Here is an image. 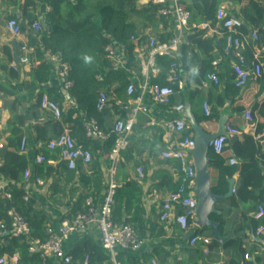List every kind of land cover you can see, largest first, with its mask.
Here are the masks:
<instances>
[{"label":"trees","instance_id":"16d2710c","mask_svg":"<svg viewBox=\"0 0 264 264\" xmlns=\"http://www.w3.org/2000/svg\"><path fill=\"white\" fill-rule=\"evenodd\" d=\"M90 1L76 0L75 4H73L70 0H45L40 9H44L45 5L51 7V11L46 14L45 29L40 37L33 35L29 31L26 41L27 47L33 48L31 60L35 62L30 69L29 87L31 89L35 90L38 86L47 84L51 79V68L49 63L44 60V50L59 54L62 60L71 67L70 79L73 82V86L70 89V93L75 99L77 107L63 110L60 120H54L52 123V134H49L45 125H36L34 127L36 140L43 142L40 154H42L44 160L40 164L34 163L31 170L34 178H39L44 182L53 178L51 183L55 185L62 178L67 185H77L75 190L79 189L78 187L83 189L73 204L71 215L78 210L84 209V204L88 197L98 199L103 193V170H107L110 166L108 155L113 146V138L105 142L88 139L85 136L84 120L94 118L103 131L109 132V130L104 128L105 119L109 116V108L105 107L102 110H98L97 100L99 92L103 90L111 98L115 96L123 100L127 99L125 89L129 82L130 73L124 70H114L110 67V62L104 57V46L108 42L107 35H110L125 47L128 56L127 68L133 69L135 68L134 44L130 42L131 36L138 35L140 27L143 26L151 27L155 33H157L159 26L164 29L170 27L169 21L158 15L160 6L152 2L144 4L139 3V0L100 1L99 3L101 4L98 8L94 12H89L87 8ZM191 1L200 2L194 4L201 6L205 21L215 20L216 0ZM230 1L240 2L241 0ZM23 6L25 9L32 8L35 10L37 2L36 0H23ZM29 16V23H32L35 15L31 12ZM9 18H15V16H10ZM263 23L264 8L258 2L250 0L248 7L243 12V32H246L250 26L258 27ZM160 39L166 40L163 36ZM222 44L223 39L216 41L215 37L207 36L204 30L193 29L189 31L186 34V41L182 44L180 50L179 60H181L183 70H188L191 62L198 63V74L203 76L211 61L216 57L213 53L214 49H217L218 53L221 52ZM252 50L253 47L251 45L244 51L246 62L249 65L253 62ZM199 52H202L205 58L200 59ZM13 59L12 55H10V60L12 61ZM174 61L175 59L173 58L158 57L157 66L161 68V72L158 76L151 78L150 83L168 85L169 83L165 79V72ZM97 75H102L103 80L98 81L96 79ZM173 88L178 92L177 85H174ZM239 93L240 88L235 86L234 81L228 80L225 84L224 98L233 104ZM43 95L62 106L63 97L59 92V86H49L46 89L39 90L37 93L38 106ZM192 97H194V94ZM192 97L188 98L189 102ZM224 98L221 97L216 105L224 106ZM111 102L114 106L113 100ZM173 102H175V97H171V104H174ZM216 105L209 115L205 117L197 115V122L201 123L202 121L217 118ZM262 106L264 108V101ZM236 110H241V107H236ZM13 117L15 120L8 123L11 134L4 151L0 174L17 184L24 182V171L28 167V157L19 151L22 138L21 126L24 124V119L16 115ZM263 128L264 122L257 124L255 132L259 133ZM65 129H68L70 136L79 146L91 150L92 160L87 166L78 161L74 169H68L66 163L60 160L59 149H48V142L51 140L50 135H60ZM258 146L252 136L243 135L242 141H232L230 146L232 150L231 156L225 157L223 155L225 148L219 155L215 154L212 149L209 150V167L217 171V177L213 180L211 179L213 182H211V187L214 194L225 195L227 193L228 179L232 178L235 173L240 176L235 193L229 199L230 209L236 208L239 203H252L256 208L255 213L257 204H262L264 207V160H259L258 158ZM128 151L129 149L122 152L123 161H120L115 173L117 188L113 198L112 219L117 223H129L136 231L140 241H144L147 238H160L164 235L163 226L158 225L156 222L147 224V213L142 203V185L130 176L128 165L133 162V158L128 155ZM101 156L105 157L103 162ZM232 157L239 161L238 165L229 164V159ZM137 164L134 162V168L137 167ZM162 173V180L157 186H159L158 188L164 186L168 191H171L173 188L172 179L166 171H162ZM56 176H58L57 179H55ZM9 188L11 201L0 200V220L8 221L6 211L13 205L28 223L30 229L29 237L45 241L48 238L47 230L50 226V217L44 210L35 206L33 199L24 200L26 195L24 188L16 185H11ZM210 219L219 224V235L226 236L227 221L224 220L223 214H212ZM246 223L239 226V230L244 231L247 226H250L254 234H256L257 228L264 226V216L261 219L250 217ZM203 230L211 231L210 237H212V228L210 227L195 229L193 234L203 236ZM211 239L208 250L220 246L216 239L213 237ZM5 241L7 245L0 247V256L5 253L9 256L17 253L19 257L17 264H42L38 254H30L28 252L26 238L14 237L5 239ZM222 248L233 251L231 264H238L240 258L245 259V256L250 254V251L247 252L244 247L242 238H230L222 245ZM128 251L118 253L115 258L116 262L119 264H138L140 259V264H147L152 257L148 252H143L138 257H133ZM71 255L75 259L87 255L89 264H113L110 260L111 257L104 252L101 246L86 238L81 239L76 244ZM255 261L259 263L260 258L256 257ZM177 264L191 263L190 261H180ZM192 264H197V262Z\"/></svg>","mask_w":264,"mask_h":264},{"label":"built area","instance_id":"2783aa9c","mask_svg":"<svg viewBox=\"0 0 264 264\" xmlns=\"http://www.w3.org/2000/svg\"><path fill=\"white\" fill-rule=\"evenodd\" d=\"M141 3L159 5L158 15L169 21L168 29L161 28L157 33L149 32L131 36L130 42L134 44L133 57L135 68H127L128 56L125 47L117 42L110 35H107L108 42L104 46V57L110 62V67L114 70H124L129 72V82L126 85V101L113 96L114 106L120 110L115 115L113 125L109 132L103 131L97 120L90 118L84 120L85 136L91 140L101 142L113 138V146L108 155L110 166L105 189L100 200L88 197L83 210H78L69 219L60 221L59 231L54 232L48 227V238L45 241L30 238L29 225L15 206L11 205L6 215L8 221L0 220V240L11 238H26L28 242V252L38 254L42 264H48L50 257L57 259L60 264H89V257L75 259L66 253L62 248L63 241L71 233L82 231L89 226H95L99 235L101 248L110 256H114L117 249L139 251L142 241L139 240L136 231L129 223H117L112 219L113 198L117 188L115 173L117 163L121 153L129 147V139L133 129L139 123L141 114L148 112V105L145 100L151 101L152 105L170 106L176 113L174 118L167 119L164 124V148L160 151V156L175 163L174 177L176 187L170 191L161 204L160 220H171L182 231H188L191 225H195L197 219V197H196V165L191 150L194 147V132L190 123L183 116L185 104L183 102L171 104V97L177 91L173 88L177 85L178 91L184 88L185 71L179 60L182 44L186 41V34L193 29H200L220 35L223 39L221 55L229 58L232 62V70L235 73L234 84L242 88L251 77L260 78L264 75L263 63L257 54H254L253 62L249 65L246 62L244 51L248 46L257 47L264 52V23L258 27H252L248 32H243V21L239 17L230 15L224 8L215 11L214 21H203L200 24L192 22V15L183 0H140ZM31 30L35 33H42L45 25L39 20H34L30 24ZM6 29L12 36H18L22 32V26L16 18H9L6 22ZM163 36L166 40H161ZM22 55L18 57L19 64L30 63L29 50L26 45H21ZM24 52V53H23ZM45 59L50 63L52 71L59 81V92L63 97L62 106L57 102L48 99L43 95L39 101V106L48 111L52 118L60 120L65 107H77L75 99L70 93L73 82L70 79V65L63 61L60 55L49 50L44 51ZM158 57H169L175 59L166 69L165 79L168 85L151 84L150 79L160 74L161 68L157 66ZM220 59H213L210 63V70L206 73V79L214 84L219 83L218 68ZM12 69L17 71L18 65H13ZM96 79L102 81V75H97ZM111 98L105 91L101 90L98 95L97 108L102 110L107 107ZM203 110L206 115L210 114L207 102L203 103ZM244 117L248 122H254L251 111H245ZM153 125V122L152 124ZM225 131V130H224ZM226 132V131H225ZM263 136H256L261 138ZM27 140L25 137L20 141V152L26 151ZM227 144V136L220 135L210 141V149L219 155ZM48 149H59L60 160L64 161L68 169H74L80 161L87 166L92 160L90 149L79 146L70 136L68 129L60 135L55 136L48 142ZM44 160L42 154L35 157V163L40 164ZM229 164L237 165L238 161L232 157ZM136 180L141 182L144 178L141 166L135 168ZM31 176V171L25 169L24 178ZM35 182L42 184L39 178H34ZM233 194L235 189L232 190ZM11 201L9 186L0 182V200ZM28 198L24 196L26 201ZM180 211V212H179ZM264 216V207L257 205V210L253 214L255 219ZM256 235L264 239V226H259ZM202 242L205 245L204 253H208V245L211 238L192 234L189 243L191 245ZM248 255L245 256V259ZM18 254L11 256L1 255L0 264H17ZM150 264H158L152 259Z\"/></svg>","mask_w":264,"mask_h":264},{"label":"crops","instance_id":"0c3cea01","mask_svg":"<svg viewBox=\"0 0 264 264\" xmlns=\"http://www.w3.org/2000/svg\"><path fill=\"white\" fill-rule=\"evenodd\" d=\"M70 1L75 4L76 0ZM254 1L258 2L260 6L264 8V0ZM36 2L37 8L34 10L32 8L25 9L23 6V0H0V166L3 164L4 151L6 149L8 138L11 134L8 123L9 121L13 122L15 120L13 116L16 115L24 119V124L21 126V130L22 137H25L27 140L26 151L24 154H26L28 157L27 169L30 171L32 170L33 164L35 163V157L40 154L41 147L43 145V142L36 140V132L34 127L36 125H45L46 129L49 131V134H52L51 127L53 121L55 120L48 111L38 106L37 93L39 90L46 89L49 86H59V81L54 75L50 63L44 57V60L49 63L51 68V79L47 84L38 86L35 90L29 87L30 69L35 64L34 60H31L33 48L28 47V49H32V51L29 50L28 52L30 63L25 65L19 64L17 60L18 57L22 55V51L19 47L21 45H26L28 32L31 31L33 35L38 37L41 35V33H35L33 30H31V23H29V13L33 12L35 15L34 20H39L44 24L46 14L51 11V7L48 5H45L44 9H40V6L45 3V0H36ZM183 2L191 12L193 23L200 24L205 21L201 6L194 4L200 2H192L191 0H183ZM249 2L250 0H241L240 2L230 0H216L215 9L217 10L218 8H224L227 13L239 17L243 21V12L248 7ZM10 16H15L22 26V32L18 36H12L6 29V22ZM252 27L253 26L248 27L246 32H248ZM161 28L162 27L159 26L158 31ZM149 32L154 31L152 29L149 31H139V34ZM206 35L215 37L216 41L220 39L222 40L220 35H216L212 32H207ZM252 47L253 59L254 54L258 53L264 68V52L259 51L257 47ZM213 53L216 55L215 59H220V66L218 68L219 83L214 84L206 79V73L210 70V66L203 76H199V64L191 62L188 70H184V88L179 90L173 96L175 97V102H173L174 104L180 102H183L185 105L189 104L195 117L197 115L200 117L207 116L203 110V103L207 102L211 112L221 97L224 98L226 82L228 80L232 82L235 78V73L232 70L231 60L229 58L222 57L221 53H218L217 49H214ZM10 55H12L14 58L12 61L10 60ZM199 56L200 59L205 58V55L202 52H199ZM13 65H18L17 71L12 69ZM133 69L135 70V68ZM193 94L194 97H192ZM189 97H192L190 102L188 100ZM111 101L107 104V108H109V116H107L104 123V128L109 131L113 125L115 115L120 112L117 107L113 106ZM263 101L264 75L260 78L251 77L247 84L240 88V93L233 104H231L228 99L224 98V106L216 105L215 108L218 112V117L211 120L202 121L199 124L206 132L214 133L218 129L219 117L225 115L227 117V123L224 126V130L227 133V144L225 146L223 155L225 157L232 155L230 146L233 140L242 141L243 135H250L259 145V160H264V139L263 137L258 139L256 138L257 135H264V128L259 133L255 132L257 124L264 122V108L262 106ZM145 103L148 105V112L146 114L140 115L139 123L133 129L129 139L130 143L129 147L127 148L129 149L128 155L133 158V162L128 165V169L131 178L135 179L136 174L134 162L138 163L137 166L142 167L144 178L141 182H138L142 185V203L147 213V224L156 222L158 225L163 226L164 235L160 238L145 239L142 241L139 251L117 249L114 256H110L108 254L111 257L110 260L113 264H119L116 262V255L122 251H128V253L133 257H138L143 252H148L150 255H152V257L147 264H150L152 259L156 260L158 264H177L180 261H190L191 264L194 262H197V264H231L233 251L224 250L222 248V245L225 242L220 244L218 248L208 250L207 254L204 253L205 245L202 242H197L194 245L189 243V239L191 237L190 235L193 234L194 230L202 229L196 224L191 225L188 231H182L171 220H160L161 204L167 194L170 192L164 186L160 188L157 186V184L162 180V171H166L170 175L173 182L172 190L176 187V181L174 177L175 163L165 160L160 156V151L165 145L163 124L167 119L174 118L176 113L172 111L170 106L152 105L151 101L148 99L145 100ZM236 107H241V110H236ZM66 108L67 107L64 109ZM248 110L251 111L254 118V122L252 123L248 122L244 117V112ZM152 122L153 125H151ZM50 137L53 139L55 136L50 135ZM104 158V156H101L102 162ZM120 161H123L122 153L117 163V167L119 166ZM103 171L105 189L108 177V169H104ZM210 176L212 180L215 179L217 177V171L213 168H210ZM57 178L58 176L55 177V179ZM52 179L53 178L46 182L41 180L42 184H38L35 182L31 172V176H29L27 179L24 178V182L14 184L13 181L4 178L0 174V182L4 183L6 186L16 185L17 187L24 188L26 191L25 196H27V198L33 199L35 206L38 209L44 210L46 212V214L50 217L49 227L54 232H58L60 221L65 218L72 217L75 214L74 213L71 215L70 212L74 202L76 201V198L80 192L83 191V189L78 187L79 189L75 190L77 185H67L62 178H60L58 184L53 185L51 183ZM230 179H233V188L236 189L240 181L239 174L235 173ZM100 198L98 200H100ZM229 199L223 200V202H220L216 205V208L223 214L224 220L227 221L225 228L227 235L221 237H227L231 232V238H242L243 245L247 249V252L250 251V254H247L249 255L247 259L240 258L238 260V264H262L264 262V247L261 243L252 239L251 232H253V230L250 228V226H247V229L244 231L239 230V226L244 225V223L247 224V219L253 217L254 211L256 209L254 204L239 203L236 208L230 209ZM210 234L211 231L209 230H203L202 232L203 237L212 238L210 237ZM254 235L256 237H260L256 234ZM83 238H86L101 246L100 235L96 227L89 226L82 231L68 235V237L62 243L63 250L71 255V252L76 244ZM6 245L7 242L5 239L0 240V247H5ZM3 255L7 254L5 253ZM256 257L260 258L259 263L255 261ZM140 262L141 260L139 259L138 264H140ZM48 264H60V262L54 257H50Z\"/></svg>","mask_w":264,"mask_h":264},{"label":"water","instance_id":"95a60500","mask_svg":"<svg viewBox=\"0 0 264 264\" xmlns=\"http://www.w3.org/2000/svg\"><path fill=\"white\" fill-rule=\"evenodd\" d=\"M18 60V59H17ZM183 116L190 123L191 129L194 132V147L191 150V154L194 158L196 165V197L197 219L195 224L200 228L210 227L213 230L212 237L216 239L220 244L228 241L231 238V232L227 237H221L219 235V224L210 219L211 214H221V211L216 208V205L223 200L233 197V179L228 180V192L225 195H216L212 192L211 176L209 167V150L210 141L220 135L227 136L224 131V126L227 123V117L222 115L218 120V129L214 133L206 132L202 126L197 122L196 117L191 111L189 104L185 105ZM191 236V235H190ZM252 239L261 243L264 247V239L256 237L251 232Z\"/></svg>","mask_w":264,"mask_h":264},{"label":"rangeland","instance_id":"374dc122","mask_svg":"<svg viewBox=\"0 0 264 264\" xmlns=\"http://www.w3.org/2000/svg\"><path fill=\"white\" fill-rule=\"evenodd\" d=\"M110 2L111 0H91L90 2H89V7L87 8V10L89 11V12H94L95 10H96V8H98V6L101 4V3H99V2ZM139 3H141L140 2V0H139ZM138 3V4H139ZM152 28H150L149 26H143V27H140V31H149V30H151ZM111 98V97H110Z\"/></svg>","mask_w":264,"mask_h":264}]
</instances>
